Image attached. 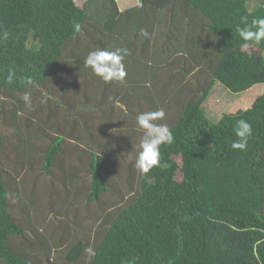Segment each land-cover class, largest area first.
<instances>
[{
    "label": "trees",
    "instance_id": "16d2710c",
    "mask_svg": "<svg viewBox=\"0 0 264 264\" xmlns=\"http://www.w3.org/2000/svg\"><path fill=\"white\" fill-rule=\"evenodd\" d=\"M135 1L129 5L128 0H0V93H23L35 85L38 94L45 96L29 112L39 116L37 134L48 141L39 152L43 173L55 174L60 155L73 159L65 157L69 174L76 160L84 161L83 153L91 156L87 188L61 186L53 192L62 195L61 203L73 218L90 204L98 213L108 202L113 207L111 220L98 227L94 225L100 220L92 221L86 239L78 238L82 231L71 234L68 220L62 219L68 225L61 222L58 247H47L51 253L54 249L53 263L264 264V92L250 107L217 120L205 109L216 82L236 93L264 84V54L245 48L235 31L242 17L249 23L264 17V0L254 8L250 7L253 0ZM5 30L7 40L2 38ZM251 45L264 46V42ZM97 48L127 49L123 83H106L85 67L84 58ZM172 60L184 63L181 72L193 74L200 69L203 82L169 127L173 142L161 145L159 165L142 175L135 167L142 130L134 125L136 116L144 112L142 103L154 101V85L145 76ZM133 62L150 67L145 72ZM10 69L15 78L8 83ZM176 71L171 73L173 78L184 77ZM89 75L97 80L95 88L87 86L90 81H81ZM29 77L33 84L25 85ZM182 87L175 89V96ZM116 100L139 112L119 108L117 117L126 123L114 130L113 115L105 113L114 112ZM23 110L24 103L4 109V122L15 123L5 134L0 128V151L10 146V151L22 153L33 146V118L20 116ZM96 111H102V116L94 117ZM241 118L253 128L244 151L231 148L236 139L233 128ZM46 126L52 132H46ZM68 140L75 143L69 151ZM81 146L82 151H77ZM175 157L185 165L182 180L176 177L180 164ZM118 164L128 175L111 188L106 170ZM14 181L0 167V260L39 264L15 245L20 238L32 248L45 243L42 238L31 241L28 232H35V227L25 206L18 215L13 213L17 202L26 205L13 196ZM77 203L83 204L81 209ZM93 234L97 239L93 252L85 256ZM70 236L73 245L69 241L67 246L63 239Z\"/></svg>",
    "mask_w": 264,
    "mask_h": 264
},
{
    "label": "rangeland",
    "instance_id": "374dc122",
    "mask_svg": "<svg viewBox=\"0 0 264 264\" xmlns=\"http://www.w3.org/2000/svg\"><path fill=\"white\" fill-rule=\"evenodd\" d=\"M78 3H81V0H77ZM83 2V1H82ZM135 3V0H128V4ZM260 0H253L250 3V7L254 8ZM132 3V4H133ZM247 49H253L257 51L258 53L264 54V46H248ZM136 60H140L136 56ZM150 64V63H149ZM138 65L139 68H142L145 72L148 71L149 65L146 63H140L133 62L132 66ZM156 65V64H153ZM184 66L183 62H177L175 63L174 60L170 61L169 63H166L164 65L155 66L153 69L158 70L155 71L152 75H149V72H147V75L145 78L150 77V84L152 83L153 86V94L154 98L151 101L150 104L142 103L141 107H143L144 112L150 111L151 108L157 107L156 110L163 109L165 112V117L163 120H158L156 123H162L167 124L168 127H170L172 124H174L177 120V118L181 115L186 102L194 96V92L196 91L198 84L200 82H203L202 76L199 74L200 69H196L193 74L181 72V68ZM162 68V69H160ZM160 69V70H159ZM178 70L176 72L182 73L184 75L183 78L175 77L173 78L171 76L172 71ZM204 70V69H203ZM175 72V73H176ZM201 74H204V72L201 71ZM170 75V76H169ZM205 75V74H204ZM135 78L140 77V74L135 72L134 73ZM88 80H81V81H90L88 83V87L95 88L94 84L97 83L96 78L92 76H87ZM129 80V79H128ZM94 81V82H93ZM131 81V80H129ZM183 86L180 91L176 90L177 96H175V89H178L180 86ZM156 87V88H154ZM38 87L35 85H32L31 88H29L25 92H13V91H7L2 90L0 93V128L2 129V133H7L11 129L10 127L13 126L15 123H9L4 122L6 119L4 117L6 116L4 113V109L6 106L8 108H18V105H21L22 99L21 97L28 93L31 96L32 104L30 107L25 106L24 103V110L22 115H27L28 117H32L31 124L35 126V131L32 135V141L30 143L33 144V146H30L27 150L21 151L22 153L26 152L25 155H22L19 151L14 150L10 151V146L8 148H2L0 151V167L3 168V170L6 171V173H11L14 177V182L12 184V192L14 193L13 196H18L19 199H23L24 203L26 205L21 204L20 202H17L18 199H15L13 203L17 202L15 205H13V213L18 215V212L21 210L22 206H25V209L29 211V213L32 215V219L30 220L33 222L32 224L35 227V232H28V235L32 237L31 241H34L36 243L39 242L38 238H42L45 244H42L39 248H32L30 246H26L25 241L21 238L16 240V246H20L22 252L24 251L29 254V256L33 260H38L39 264H54V258H53V251L54 247H58L59 244H55L57 241L56 235L60 233V226L61 222H63L65 225H68L70 230H72L71 234H73L74 231L81 232V234L78 235V238L86 239L88 238L87 231L90 230V226L93 225L92 221H95V219L100 220L98 221L94 226L98 227L99 224L107 219H112V211L113 207H111L112 204H109V202L106 204L104 210L101 213L95 212L93 210L94 205L90 204L91 206L85 207V210L80 213H78L77 217L71 216L66 212L68 207H63L61 201H62V195H57L53 191L56 189L62 188H68L69 190H75V189H81V188H87L90 183L91 179V173H90V160L91 156L89 153H83L85 155L84 161L79 162L76 160L75 168L73 169V173L69 174L70 171L66 167L70 166V162L65 159V157L70 158L67 154L64 156L60 155L59 158H57L56 162L59 164L58 168L56 169V172L53 176L48 177L43 173V158L39 157V152L42 151L43 148L47 147L48 141L45 136L37 134L39 131V123L40 119L37 116H33V113L29 112L31 111V107L34 106L36 103H38L41 99H43L45 96H41L37 92ZM89 89L88 91H90ZM264 92V84H256L250 89L243 91V92H233L223 86L220 82H216V85L214 86L210 96L205 102V109L207 111L208 116L213 119L217 120L221 116H223L225 113H233L238 111L239 109H246L250 107L255 100V98ZM149 103V101H148ZM55 104V103H54ZM125 107V110L128 111H134L139 112L137 108L132 107L129 109V107L126 104H122ZM7 110V109H6ZM40 109H38L39 111ZM119 108L115 107L114 112L110 110L109 112L105 114L113 115L111 119V128L116 129H122L123 125H125V120L119 121L118 119V111ZM8 112V111H7ZM43 116V115H42ZM102 111L98 112L96 111L94 117H101ZM70 124V122H69ZM134 126L137 127L135 124ZM138 128V127H137ZM46 132H52V129L46 126ZM75 143L73 140H68L65 142V148L68 149L69 147H72ZM35 149V150H34ZM83 147L81 146L77 151H82ZM72 155V154H71ZM71 161L73 160L70 158ZM175 159L180 164V169L177 172V179L182 180L184 177V167L182 160L180 157H175ZM65 160L66 163L63 162ZM108 173L109 183L110 187L112 188L116 183L119 184L120 180L125 178L128 175V170L121 164H118L117 167L114 165L110 166L109 169L106 170ZM68 172V173H67ZM69 174V175H68ZM63 175H66L64 177ZM84 193V192H83ZM86 194H88L86 192ZM30 198V199H29ZM34 202H32V200ZM65 204V202H63ZM83 205L81 203H77L76 207L80 208V206ZM81 209V208H80ZM62 212L61 215L58 212ZM59 217V220H55V217ZM66 218L68 222H64L62 219ZM53 221L56 222V225L53 224ZM80 223V225H79ZM66 225V226H67ZM38 237H37V236ZM77 237V236H76ZM75 237V238H76ZM77 239V238H76ZM64 243L68 246V242L70 241V246L73 245L72 243V237L70 236V240L63 239ZM75 240V239H73ZM96 236L93 234L92 238L86 246V254H92L94 249V243L96 241ZM101 240V235H99L98 241ZM20 242V243H19ZM22 242V243H21ZM21 244V245H20ZM61 244V245H65ZM53 246L52 253L47 250V247ZM33 249V250H31ZM26 250V251H25ZM58 256V255H56ZM58 259V258H57ZM0 264H4L2 260H0Z\"/></svg>",
    "mask_w": 264,
    "mask_h": 264
},
{
    "label": "clouds",
    "instance_id": "9594fccd",
    "mask_svg": "<svg viewBox=\"0 0 264 264\" xmlns=\"http://www.w3.org/2000/svg\"><path fill=\"white\" fill-rule=\"evenodd\" d=\"M75 27L79 31L80 25L77 24ZM235 31L244 42L245 48L251 42H264V17L254 18L250 23L247 17H242L241 24L236 26ZM8 36V31L2 32L3 39L7 40ZM127 55V49L123 48L116 50L97 48L88 53L83 63L94 76L102 81L123 83L127 75L123 61ZM14 78L15 71L10 69L6 81L11 83ZM24 83L25 85H32L33 81L29 77L25 78ZM21 99L25 106H31L30 94L25 93ZM114 103L117 108H124L119 100L114 101ZM164 117L163 109L145 111L136 116V125L142 130V137L138 145L135 167L142 175L149 173L151 169L159 165L161 145L173 142V134L168 125L156 123L158 120H163ZM233 133L236 139L231 143V148L239 151L246 150L248 140L253 134L252 125L245 119H238L235 122Z\"/></svg>",
    "mask_w": 264,
    "mask_h": 264
}]
</instances>
